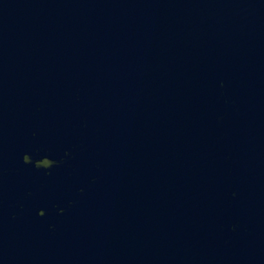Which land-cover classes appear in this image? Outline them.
<instances>
[{
    "label": "water",
    "instance_id": "water-1",
    "mask_svg": "<svg viewBox=\"0 0 264 264\" xmlns=\"http://www.w3.org/2000/svg\"><path fill=\"white\" fill-rule=\"evenodd\" d=\"M0 264H264V0H0Z\"/></svg>",
    "mask_w": 264,
    "mask_h": 264
}]
</instances>
